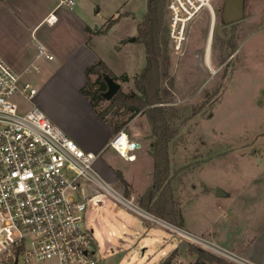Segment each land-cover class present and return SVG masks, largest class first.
Segmentation results:
<instances>
[{
	"label": "rangeland",
	"instance_id": "374dc122",
	"mask_svg": "<svg viewBox=\"0 0 264 264\" xmlns=\"http://www.w3.org/2000/svg\"><path fill=\"white\" fill-rule=\"evenodd\" d=\"M73 1L72 7H63L64 14L52 29L54 60L41 58L40 72L24 76L38 91V106L63 122H75L83 113L79 89L86 73L82 68L93 57L82 51L73 53L80 43L89 39L94 54L117 74L128 75V81H118L126 93L135 89L134 79L146 63L137 27L145 17L148 0ZM224 1L213 0L210 8L194 17L179 49L170 35L167 9L171 76L159 81L173 104L188 112L199 111L180 128L168 148L173 198L182 227L169 226L172 233L143 226L136 214L111 199L104 209L88 206L84 225L94 233L98 264H161L175 249L169 264H191L198 250L204 251L211 264H219L215 259L221 264H248L216 245L224 247L243 232L244 237L250 231L264 233V0H245L243 19L231 24L221 19ZM68 12L92 28V33L84 34ZM60 58L66 65L55 70ZM107 105L104 100L98 108ZM147 139L134 163L118 158L125 183H110L124 196L134 193L140 206L139 199L153 182V159L147 153L151 139ZM217 189L223 194L217 196ZM259 239L264 248V234Z\"/></svg>",
	"mask_w": 264,
	"mask_h": 264
},
{
	"label": "built area",
	"instance_id": "2783aa9c",
	"mask_svg": "<svg viewBox=\"0 0 264 264\" xmlns=\"http://www.w3.org/2000/svg\"><path fill=\"white\" fill-rule=\"evenodd\" d=\"M212 1L168 0L175 48H180L188 24ZM62 5L72 7L74 1L60 0ZM54 19L50 15L48 21ZM35 44L36 59H53L42 42L35 39ZM39 71L38 63L26 69ZM37 92L0 58V264H98L94 233L84 225V212L88 206L104 209L107 199L153 226L170 232L169 226L177 228L104 181L94 166L98 154L79 146L34 102ZM109 146L130 161L136 158L137 143L127 129Z\"/></svg>",
	"mask_w": 264,
	"mask_h": 264
},
{
	"label": "trees",
	"instance_id": "16d2710c",
	"mask_svg": "<svg viewBox=\"0 0 264 264\" xmlns=\"http://www.w3.org/2000/svg\"><path fill=\"white\" fill-rule=\"evenodd\" d=\"M168 0H148V8L144 19L138 24L137 40L143 43L146 51V63L134 79L135 89L129 93L120 89L110 100L104 97L108 89L107 78L126 82L127 74L116 75L101 59L87 67L86 82L80 92L91 103L100 119L106 122L113 133H118L133 117L142 114L150 127L151 139L149 154L153 159V182L140 198V204L148 208L150 213L176 225L181 226L173 188L171 185V167L168 155L170 142L177 136L180 128L186 125L199 112L192 109L188 112L183 106L173 104L160 84L162 76H171L169 68V30L167 25ZM223 6V5H222ZM115 21L108 22L107 27ZM163 61V62H162ZM162 66L164 67L161 72ZM96 75V79L91 78ZM170 98H164V97ZM108 101L104 109L98 106ZM118 117H125L119 120ZM118 178L124 182L119 173ZM181 219V217H180ZM182 227V226H181ZM176 249L161 264H169ZM204 251H197V259L191 264H211V260L203 256ZM221 264L220 259H215ZM210 262V263H209Z\"/></svg>",
	"mask_w": 264,
	"mask_h": 264
},
{
	"label": "crops",
	"instance_id": "0c3cea01",
	"mask_svg": "<svg viewBox=\"0 0 264 264\" xmlns=\"http://www.w3.org/2000/svg\"><path fill=\"white\" fill-rule=\"evenodd\" d=\"M59 3L60 0H0V58L4 59L18 74H20L23 81L30 80L29 77H24L29 75V73L26 72V69L31 67L33 64L38 63L41 59H36L35 56V39L42 42L52 55L54 53L53 51L55 50V47L52 29L60 22L61 17L64 14L63 7H70L67 5L59 6ZM50 15L56 16L53 23L48 21ZM66 15L75 19L84 34L87 33V35H89L92 33V28L83 24V21L80 18H77L73 13L71 14L68 12ZM79 51H82V53H88L93 57V62L86 64L84 68H82V73L85 75L86 68L101 58L94 54L92 47L89 44V39H87L84 44L80 43L79 48L73 49V53H78ZM52 60H54V57ZM65 65L66 60L60 58V62L55 66V70H60L64 68ZM112 72L119 75L113 70ZM38 74L39 73H36L35 76ZM83 81L86 82V78L85 80L83 78ZM82 86L83 85H81L80 88ZM37 96L38 95H36L34 102L39 105L37 100L41 103V99H37ZM80 96V102L83 110L80 119L78 118L75 122H70L69 120L63 122L61 119L55 117L53 113L51 114V112L48 116H50L66 134L73 138L79 146L86 151H92L98 154L94 166L104 181L109 184L119 182L122 184L125 183L124 179V182H122L118 178V170H123L122 166H120V159L118 158L123 157L114 148L109 146V143L115 134L113 133L111 127L98 117L89 100L81 93ZM126 128L130 139L135 141L138 147L135 151L136 158L132 161L127 160L129 163H134L137 159L136 152L142 149L145 146L146 140H148L147 138L150 135V127L145 119V116L140 115L134 118V120H132ZM122 129H124V127ZM148 151L149 148L147 149V153H149ZM104 155L107 157L106 160L102 158ZM124 174L126 178L128 175L126 169ZM151 184L147 186L144 192H146ZM124 197L141 207L143 211L149 212L148 208L140 206L136 203L134 193L127 192V196ZM228 218H231L230 214H228ZM140 221L143 226H153L143 217L140 218ZM154 227L162 229V227L159 226ZM186 232L194 235L189 231ZM243 234L244 232L240 233V235L236 237H232L229 241H226V245L228 246L225 245V248L218 245L216 246L217 248L219 247L218 249L222 250L225 254L228 252L233 254L236 259H238L237 261H244L246 263L249 262L248 264H264V248H261L263 243H261L259 239L264 233L250 231L245 235V237ZM211 237L216 239L217 235L214 237L212 235ZM258 249L261 251H258ZM256 254L259 258H256Z\"/></svg>",
	"mask_w": 264,
	"mask_h": 264
},
{
	"label": "water",
	"instance_id": "95a60500",
	"mask_svg": "<svg viewBox=\"0 0 264 264\" xmlns=\"http://www.w3.org/2000/svg\"><path fill=\"white\" fill-rule=\"evenodd\" d=\"M245 15V0H225L221 9V19L224 24H231L243 19ZM135 41V38L132 39ZM108 89L104 97L110 100L121 88V84L112 78H107ZM220 189H217L216 195H222ZM183 230V229H181Z\"/></svg>",
	"mask_w": 264,
	"mask_h": 264
},
{
	"label": "bare ground",
	"instance_id": "6f19581e",
	"mask_svg": "<svg viewBox=\"0 0 264 264\" xmlns=\"http://www.w3.org/2000/svg\"><path fill=\"white\" fill-rule=\"evenodd\" d=\"M125 149H126V146L124 145L123 146V151H125ZM171 227H173V226H171ZM174 229H176L175 227H173ZM177 230V229H176ZM193 238V237H192ZM193 239H195V238H193ZM220 253V252H219ZM229 257V256H228ZM235 260H238V259H236V258H234ZM240 262V261H239ZM242 262V261H241Z\"/></svg>",
	"mask_w": 264,
	"mask_h": 264
}]
</instances>
